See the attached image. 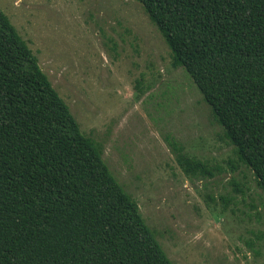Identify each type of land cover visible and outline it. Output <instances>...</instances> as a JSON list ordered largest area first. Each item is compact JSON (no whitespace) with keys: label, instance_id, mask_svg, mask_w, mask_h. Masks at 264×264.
<instances>
[{"label":"trees","instance_id":"16d2710c","mask_svg":"<svg viewBox=\"0 0 264 264\" xmlns=\"http://www.w3.org/2000/svg\"><path fill=\"white\" fill-rule=\"evenodd\" d=\"M137 1L264 192V0ZM171 144L188 176L221 170ZM0 264H175L1 6Z\"/></svg>","mask_w":264,"mask_h":264},{"label":"rangeland","instance_id":"374dc122","mask_svg":"<svg viewBox=\"0 0 264 264\" xmlns=\"http://www.w3.org/2000/svg\"><path fill=\"white\" fill-rule=\"evenodd\" d=\"M0 6L175 264H264V192L250 168L231 169L233 146L140 2ZM172 141L221 170L188 176Z\"/></svg>","mask_w":264,"mask_h":264}]
</instances>
